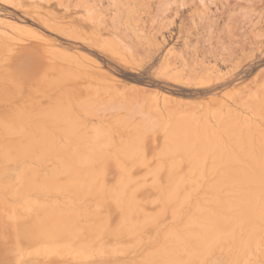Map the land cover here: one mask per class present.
<instances>
[{
  "label": "rangeland",
  "instance_id": "obj_1",
  "mask_svg": "<svg viewBox=\"0 0 264 264\" xmlns=\"http://www.w3.org/2000/svg\"><path fill=\"white\" fill-rule=\"evenodd\" d=\"M87 1L102 27L98 34L85 29L88 39L76 40L46 27L29 9L0 0V29L13 39L9 42L26 44L35 59L48 64L45 70L18 58L1 64L7 71L0 73V90L13 97L0 101V124L16 122V138L33 150L0 159V223L6 231L0 234V264H143L148 259L158 264L156 251L168 245L167 239L196 232L210 211L236 221L227 248L212 251L201 264H264L263 187L220 184L239 180L225 176L264 172V0H204L205 7L199 0ZM22 2L46 17L54 15L66 32L70 24L80 26L62 18L64 7L85 13L73 8L80 0ZM115 24L121 25L118 30ZM211 75L222 77L202 88L195 85ZM60 108L65 123L56 115ZM177 120H187L192 132L180 136L193 143L187 150L176 149L169 137ZM209 143L213 148L199 162ZM72 165L83 182L92 180L93 189L69 186ZM27 168L36 180L31 197L40 204L77 210L87 226L99 219L110 229L139 226V236L106 232L89 244L76 237L59 244L57 258L43 254L41 246L13 235L19 224L30 223L21 194L31 174ZM50 181L68 187L43 190L42 183ZM196 181L203 183L193 185ZM247 208L257 213L262 235L240 262L234 253L250 232L247 221L237 218ZM12 214L17 230L7 225ZM9 235L19 236L20 245Z\"/></svg>",
  "mask_w": 264,
  "mask_h": 264
},
{
  "label": "bare ground",
  "instance_id": "obj_2",
  "mask_svg": "<svg viewBox=\"0 0 264 264\" xmlns=\"http://www.w3.org/2000/svg\"><path fill=\"white\" fill-rule=\"evenodd\" d=\"M3 1L8 2L10 4H14L15 6H18L19 8L29 9V12L38 16L43 21V23L46 25V27H48L54 31H57V32H62L67 36H71V38H75L76 40H79L81 38L82 39L85 38L83 36V33H82L85 29L91 30V34H98L100 31V28L102 27L98 23L99 20L96 21L97 18L95 19V17H94V16L98 15L96 13L97 10L95 11L96 15L91 14V11H92L91 7L93 8L94 4L92 3L93 5L91 4V6H90L89 5L90 2H88L87 0H84V3L86 5H84V3L82 4V0H80L79 4L76 5L77 7H73V8H79V9L85 8L84 14H80L77 11L72 12V9H70L69 6L64 7L65 10L63 11L64 13L62 14V18H71L70 19L71 23H76L77 25L80 26V28H77L74 25L70 24L67 27L69 32L65 31L66 27H64V23H62V21L61 22L56 21L57 19L55 18L54 15H52L51 17H46L45 14L44 15L40 14L36 10L38 8L36 6H32V5L25 6V5H23L22 0H3ZM209 2H210V0H209ZM199 3H201V5H203V7H205L206 1L199 0ZM227 4H230V3H227ZM234 5H235V3H234ZM230 6H231V4H230ZM142 11H144V10H142ZM48 14L50 16V13H48ZM128 14H127V17H128ZM100 15L103 16V13H100ZM56 17H57V15H56ZM248 17H249V15H248ZM258 17H259V15H258ZM98 18H99V16H98ZM101 19H105V18H101ZM100 21H102V20H100ZM103 21H105V20H103ZM250 22H251V20H250ZM115 25H117V24H115ZM257 25H258V21H257ZM118 26H119V24L116 26L117 30L121 25L119 27ZM102 29H105V28H102ZM112 29H113V27H112ZM130 30L133 31L131 28H130ZM140 30H142V29L140 28ZM140 33H141V31H140ZM237 33H239V32H237ZM237 35H239V34H237ZM85 39H88V38H85ZM11 40L13 41V39L11 37H9L8 34L5 33V31L0 29V66L3 63L11 64L10 63L11 61L14 62V60H17L14 58H18L21 61L23 60V62L24 61L29 62L32 66H36L41 70H45L47 68V65H48L47 62L42 58L40 60L35 59V56H34L32 49L30 47H28L26 44H22V43L20 44L19 42H9ZM40 52H42V51H40ZM184 61H185V59H184ZM222 62H224V60ZM9 64H8V67H9ZM182 64L184 67H186V65H188V64H184V62ZM2 66H1L2 69H0V73L7 71V69L4 68V65H2ZM220 77H222V76L211 75L208 79H206L202 82H197V83H195V85L197 87L202 88V87H205L206 85H208L213 79L219 80ZM38 81L40 82L41 79H37V82ZM174 81L180 82L181 79L179 77H175ZM186 83L190 85L191 82L187 80ZM12 97L13 96L11 95V93L9 94V93H6V92H3L2 90H0V101H10V99ZM56 115L59 119H64L63 118V110L61 108H60V110H58V113ZM44 117H47V116H44ZM63 122L65 123V119ZM16 125H17L16 122L0 124V154H1L0 159L2 161H8V160H12L13 158L28 156L31 153V151L33 150V149H31L32 147L29 148L31 145L26 146L25 144H21L20 139L16 138L17 137L16 136L17 130H15ZM172 129H174L175 131ZM172 129L169 131L168 134H169V137H170L172 143L176 147V149L180 150V149L186 148V150H187L189 147H191V145L193 143L188 141L186 138L181 139V137H180L181 135L184 136V135H188L189 133H192V132H189L190 131L189 130V123L187 120H180V121L177 120ZM64 131H65V129L63 128V132ZM44 141H46V139ZM44 141H43V145H45ZM209 144H210L209 146H211V147L204 150V153H203L204 156H201L202 158H200L198 160L199 162L203 161V159L206 157V155L209 153V151H211V149L213 148V143H209ZM216 155H217L216 152H215V154L212 155L214 159H216L215 158ZM229 157L232 158V154ZM70 167L73 168L74 165H72ZM25 170H26V173H31L29 171V168H27ZM71 173L73 175V181L71 184H69V186H72V188H75V189L79 188L80 191L83 189H85L86 191L91 190V188L93 189V185H92L93 182L90 178H89L90 180L88 179L87 182H83L82 178L80 176H78V172L74 168L71 170ZM200 176L203 177L204 175H200ZM225 177H233V178H237L239 180H236V181L227 180V181L220 182V184L255 183V184L261 185L264 189V172L260 171L259 169L257 172L250 174V175H248V174H235L232 176H225ZM246 178H256L257 180H252V181L244 180ZM183 183H187V182L176 181L174 184L181 185ZM189 183H192V182H189ZM200 183H203V182H197L196 181V182H193L192 184L195 185V184H200ZM22 184H23V187L21 189V194H23V196L25 197V200L27 198L28 202H26V201H24V202H26V206L28 209L26 208V210H24V211H23V209H20L18 212L23 211L26 213V211L28 210L26 214L28 216H30L29 217L30 220H28V218L27 219L24 218V220H25L24 223L27 220H28V222L30 221V223L29 224L26 223L25 226L22 223L23 227L21 226V224H19L21 229L19 227L18 228L22 231H20V230H18V232L14 231V233H16V234H13L12 232L11 233L13 235H17V233H19L20 236L25 239L24 241L29 245L33 244L35 247L41 246L40 248L39 247L38 248L43 250L42 253L47 254L48 256H54L57 253V250L59 249L58 248L59 244L61 246V245H63V243L65 244L66 241L69 239H73L76 237H80V238L84 237V238L88 239L87 241H89L86 244H89L93 239L101 236V234H104L106 232H109V234L110 233L126 234V232H128V234H137L138 233L137 231L140 228L139 226L130 225L128 228L123 227V226L122 227L117 226V227H113L112 229H110L104 223V221L102 219L97 220V224H95V225H89V226L84 225L80 222V220L78 218L79 213L77 212V210L59 209L58 205L48 207L44 204H40L39 202H37L36 198L31 197L32 196V193H31L32 187L36 186V180L34 179V176L32 173L25 178V180L23 181ZM82 186H83V188H82ZM42 187H43V190H46L47 192H49V191H54V190H64L68 186H61L57 182L50 181V182L42 183ZM176 188H177V186H176ZM0 189H1V187H0ZM0 191H2V189ZM175 191H176V189L173 188L172 191L170 192V194H174ZM252 196H256L255 200L257 201V199L259 197L258 193L253 192ZM23 204L24 203L22 202L21 205H23ZM4 205H3V210H5L4 207L6 206V205L5 206ZM218 205H219L218 206L219 209L220 208L224 209L226 207L222 201H219ZM14 210L15 209H13V210L11 209V212ZM17 210H18V208H17ZM6 211L8 212L7 209H6ZM11 212L8 214H11ZM256 214L257 213L255 212L254 209L247 208V209H243L242 213L237 218V220H241V218H242V220L244 219L247 221V224L249 225L248 231L250 232V235H249L250 237L248 236L249 238L246 237L243 240H241L240 245H239V250H236V254L234 253V256H236V258L239 259L240 262H244L246 260L248 255L251 253L252 246H254V247L259 246L258 244H259V241L261 239L262 231H261L260 227L256 224L255 216H254ZM5 216L6 215H4V217ZM11 216L12 217H11L10 221L7 222V225H9L10 227H13L14 230H17V227L15 228V226L17 225V221L14 219L16 215L12 214ZM23 217L21 214L22 219H23ZM19 219H20V217H19ZM4 220H5V218H3V222H4ZM202 221H203L202 224L200 225L199 229L196 232H190L189 234H187L185 236L177 234V235H172L171 237H169L167 239L168 245L165 247L159 248V250L156 251V255L158 256V259H159L158 264H201L211 255L212 251H215V250L219 251L221 249H226L230 243V238H229L230 237L229 236L230 230L232 229L233 223L236 221V219H233V222H232L231 218H228L225 215H221L220 213L210 211L202 217ZM19 225H17V226H19ZM0 234L2 237L4 235H6V231H4L3 227L1 226V223H0ZM136 236H139V235L137 234ZM12 237L13 236H10L9 238H11V240L16 242V244L15 243L14 244L20 245V243H18V242H20V239L18 240V238H20V237L16 236V237H18L17 240L14 238L12 239ZM11 240L9 242L10 244L12 243ZM23 243L24 242H22V244ZM83 243H84V241L81 242V244H83ZM14 244L10 245V246H15ZM56 247H57V249H56ZM35 250L38 251L37 248ZM61 250L64 251L63 247L61 248ZM90 250H92V252L94 251L93 249H90ZM63 251H61V252H63ZM58 252H59V250H58ZM40 253H41V251H40ZM77 253L79 255V252H77ZM80 254L83 257L87 256V253H85V252H81ZM59 255H61V254H59ZM55 257H56V255H55ZM51 258H50V260H51ZM150 261L151 260H149V259L145 260V262H143V264H152ZM88 263H90V262H88Z\"/></svg>",
  "mask_w": 264,
  "mask_h": 264
}]
</instances>
